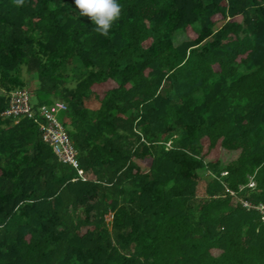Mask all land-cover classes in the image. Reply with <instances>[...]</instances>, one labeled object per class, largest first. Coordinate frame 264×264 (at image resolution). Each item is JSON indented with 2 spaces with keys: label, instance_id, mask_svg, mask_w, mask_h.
<instances>
[{
  "label": "trees",
  "instance_id": "obj_1",
  "mask_svg": "<svg viewBox=\"0 0 264 264\" xmlns=\"http://www.w3.org/2000/svg\"><path fill=\"white\" fill-rule=\"evenodd\" d=\"M119 3L0 0V264H264V0ZM28 78L80 170L4 117Z\"/></svg>",
  "mask_w": 264,
  "mask_h": 264
},
{
  "label": "built area",
  "instance_id": "obj_2",
  "mask_svg": "<svg viewBox=\"0 0 264 264\" xmlns=\"http://www.w3.org/2000/svg\"><path fill=\"white\" fill-rule=\"evenodd\" d=\"M9 109L4 117L21 119L23 116L35 120L43 131L44 141L53 146L60 160L80 170L79 154L70 137L58 120L57 114L67 110L63 103H57L52 108L42 107L36 109L32 105V93L27 89H19L12 93L9 101ZM42 120L39 121V118Z\"/></svg>",
  "mask_w": 264,
  "mask_h": 264
},
{
  "label": "clouds",
  "instance_id": "obj_3",
  "mask_svg": "<svg viewBox=\"0 0 264 264\" xmlns=\"http://www.w3.org/2000/svg\"><path fill=\"white\" fill-rule=\"evenodd\" d=\"M16 3L17 5H22L23 0H16ZM74 3L77 11L80 14V17L90 18L91 23L95 25L94 30L103 36L109 35L111 28L121 15V6L119 0H74ZM31 93L33 97L34 93ZM35 106L37 105L35 104ZM40 108L41 107H38L37 109ZM63 126L65 127L64 124ZM65 129L67 131L66 127Z\"/></svg>",
  "mask_w": 264,
  "mask_h": 264
},
{
  "label": "rangeland",
  "instance_id": "obj_4",
  "mask_svg": "<svg viewBox=\"0 0 264 264\" xmlns=\"http://www.w3.org/2000/svg\"><path fill=\"white\" fill-rule=\"evenodd\" d=\"M239 21H241L240 19H239ZM31 84H32V82L29 80V78L27 79V87H26V89H28L29 91H31V92H33V90H31L32 88H31ZM101 90H103L102 89V87L101 88H98L97 89V91H101ZM34 93V92H33ZM39 99H38V95H36L35 93L33 94V98H32V104H38L39 103V101H38ZM57 117H59V120L61 121V117H62V115L60 114H57ZM223 158V157H222ZM224 159V158H223ZM141 166H142V168L143 169H148L147 168V166L145 165V164H141ZM253 187V186H252ZM108 220L110 221L111 219L110 218H108ZM216 255H217V253H215Z\"/></svg>",
  "mask_w": 264,
  "mask_h": 264
}]
</instances>
